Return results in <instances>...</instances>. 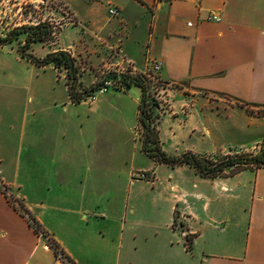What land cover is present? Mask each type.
<instances>
[{"label":"crops","instance_id":"crops-1","mask_svg":"<svg viewBox=\"0 0 264 264\" xmlns=\"http://www.w3.org/2000/svg\"><path fill=\"white\" fill-rule=\"evenodd\" d=\"M50 1L64 6L75 20L63 26L58 42L68 47L59 51L77 59L80 44L96 60L110 56L129 61L138 70L162 62L159 77L167 86L162 96L169 103L165 114H171L158 124L163 143L176 137L175 131L183 125L176 122L182 117L198 124L196 128L212 111L228 113V118L235 113L256 126L264 122V113L257 115L264 112V0ZM110 8L119 15L111 17ZM214 14L220 22L209 20ZM71 28L79 32L73 36L67 32ZM70 35L76 46H71ZM51 70L22 59L12 47L0 46V264H65L48 238L72 264H99L91 236L103 232L93 231L92 225L101 221L114 227L128 213L135 214L126 198H115L114 172L99 163V150L95 155L91 152L98 149L93 131L77 138L61 131L68 111L73 110L77 116L70 119L83 128L81 111L85 120L89 115L93 121L101 108L110 111L116 98L126 104L125 97L116 96L129 98L132 88L99 95L92 105L73 104L69 96L68 102L48 96L51 86L56 90ZM141 96L139 100L133 96L138 127ZM189 106L192 109L182 114ZM203 131L212 135L207 127ZM69 139L79 142L80 158L66 150ZM263 142L264 136L235 152L258 154ZM165 146L166 142L162 148L167 151ZM189 151L202 153L192 148L181 153ZM193 172L215 191L210 195L192 191L171 202L168 219L158 228V241L162 232L165 238L158 243V258L185 264H264V167L217 179ZM116 236L122 250L124 235Z\"/></svg>","mask_w":264,"mask_h":264},{"label":"rangeland","instance_id":"rangeland-1","mask_svg":"<svg viewBox=\"0 0 264 264\" xmlns=\"http://www.w3.org/2000/svg\"><path fill=\"white\" fill-rule=\"evenodd\" d=\"M28 13H32L33 17L31 20L28 19ZM70 16L64 6L50 0H0V35L5 36L15 28L37 27L41 24L50 25L54 31L52 42L48 44H35L30 51L35 56L43 58L50 51H59L62 48L68 47L65 46L66 43H61V46L58 42V37L66 23L75 21L74 19H70L72 18ZM25 19H27V22H25ZM67 32L74 36V33H78L79 31L78 29L71 28ZM73 36L70 35V38L72 39ZM25 37V35L21 36L19 41H15L9 46V49L12 47V49L17 51L20 43L24 42ZM72 40L71 46H76L77 43H75L74 38ZM77 46L80 49L81 55L78 56L79 58L76 59V62L81 68L79 79L83 87L89 88L103 81L106 87L104 92L95 93L94 96L87 98L84 103L92 105L102 97H98L99 95L110 92L107 95L112 96V94H119L122 91L128 90L113 77L115 74H128L130 69L127 68V64H123L118 59H112L110 56L103 57L102 61L97 59V61L96 58H92L90 54L81 49L80 44ZM88 47L90 48V46ZM50 66L53 69L51 70V84L56 86V90H53L51 86L49 95L48 93L46 94L52 98L56 97L61 101L65 100L68 102L69 95H67L66 91V83L68 81L67 71H59L52 65ZM48 76L50 78V74H46L45 77ZM143 77L147 79L146 83L152 96L160 103V120L164 116H171V114H165V112L168 113L169 111V103L165 101L162 93L167 89V86L162 83L159 73L152 77ZM46 80L48 79H44V81ZM131 88L129 98V95H115L118 98L125 97L126 104H121L122 100L116 98V103L113 104L110 111L106 110L103 112L101 108L97 117H93V121L89 115H87V119L85 120V113L81 111L82 116H80L79 120H83L84 118L82 122L84 124L83 128L80 127V124L76 120L70 119L72 115L77 116L72 113L73 110L71 113L67 112V123L61 125V131H65L69 138H72V136L77 138L79 133L81 135L85 133L84 135H86V133H91V130L93 131L92 133L97 137L98 149H92L91 152L95 155L97 150H99V163L109 166L112 172H114L115 198L120 196L126 198L128 208L135 211V214L132 212L128 213L126 219L120 225H115L114 227H108L105 222L101 221L92 225L93 231L98 232L97 230L100 229L103 232L102 235H96L97 237L91 236L95 240L93 243L96 245V254L100 256V262L98 263L114 264L116 259H119V264H185L182 261L167 262L158 258V243L161 244L165 240L164 232H162V236L158 241V228L164 226L166 223L173 200L180 197L185 199L192 191L205 192L210 195L213 194L215 189L210 186L209 182H205V184L204 182H199L201 180L195 176L194 170L190 167L183 166L171 169L167 166L155 164L154 161L143 154L141 150L143 129L137 125V105L134 102L135 99H133V96L138 100L140 99L141 90L135 86ZM104 97L106 98V95ZM119 103L121 107L126 108L121 109ZM189 108L192 109V106L183 108L182 114H186ZM80 109L82 110L83 108H78V110ZM115 112L117 115L112 117V115H115ZM219 112L221 111H212L208 114L207 120L200 124V128H196L198 124L192 121L187 122L185 117L177 120L176 123L183 122V125H179L180 127L175 131L176 137L165 140V148L167 149L165 152L180 156L188 153H181L186 148H192L202 153L189 151L191 153L218 158L227 155H238L239 157L250 159L251 156L256 155L251 151L243 153L235 151L245 149L244 145H248L257 139L262 141L264 122L259 121L256 126V124L251 123L252 119L237 118V114L235 113L234 118H228V113L223 112L219 115ZM263 113L260 111L257 115L263 116ZM202 126L203 128H209L212 135L206 134ZM165 131L166 133H171L168 126H166ZM164 143L161 140L163 147ZM93 144L95 146V142ZM65 145L66 150L70 151L71 154L73 153L74 156L81 157L83 152L79 148V142L76 145L75 141L69 139ZM252 146L246 148H252ZM260 147L261 152L264 149V142ZM226 151L232 152L224 154ZM104 158H106L105 161ZM238 171H240L239 167H233L227 171L226 175L230 177ZM128 173L130 174V181H128ZM170 174L171 176H169ZM107 229L111 230V236H108ZM113 231L118 236L120 234L124 235L125 241L122 250L118 247V237L116 235L112 236ZM61 257L63 259H60ZM64 257L60 255L58 259L67 264L66 256Z\"/></svg>","mask_w":264,"mask_h":264},{"label":"trees","instance_id":"trees-1","mask_svg":"<svg viewBox=\"0 0 264 264\" xmlns=\"http://www.w3.org/2000/svg\"><path fill=\"white\" fill-rule=\"evenodd\" d=\"M25 35L24 42L20 43L18 53L22 59L30 61L37 67L43 68L52 65L56 70L67 71V92L73 104H80L86 101L87 98L94 96L105 87L104 81L92 85L89 88H84L79 77L81 76V68L68 52L57 51L51 52L44 58H39L30 51L35 44H48L52 42L54 31L50 25H39L37 27H21L15 28L7 35H0V46H10L15 41H19L21 36ZM124 88L130 89L137 87L141 90L142 96L139 105V122L143 129L142 137V152L158 164H166L171 167L189 166L194 169L197 175L205 179L226 178L227 171L233 167H239L240 171L250 168L264 167V149L259 154L253 155L250 159L239 157L238 155H227L224 157H210L206 155H198L191 152L180 156L166 153L161 144V139L158 131V123L161 113L159 101L152 96L147 85V79L139 75L115 74L113 76ZM238 154V153H236ZM36 231L41 233V230L34 222ZM44 238H48L45 234ZM48 245L55 251L59 257L65 256V253L57 244L47 240ZM65 258V257H64ZM68 262H72L66 258Z\"/></svg>","mask_w":264,"mask_h":264},{"label":"built area","instance_id":"built-area-1","mask_svg":"<svg viewBox=\"0 0 264 264\" xmlns=\"http://www.w3.org/2000/svg\"><path fill=\"white\" fill-rule=\"evenodd\" d=\"M29 14V15H28ZM28 19L31 20L32 19V13H28ZM109 14L111 17H117L119 15V12L117 9L115 8H110L109 10ZM27 22V19H25ZM210 21H215V22H220L221 18L218 15H211L209 17ZM191 25V24H189ZM123 64H127V68L130 69L129 70V74L131 75H143V76H147V77H152L153 75H156L158 73H160L161 69H162V62L160 61H153L151 62L146 68L142 69V70H138L136 67H134V65L132 63H130L129 61H122ZM124 74V73H122ZM106 89V87H104L103 89H101L99 92H104ZM143 177H145L143 175ZM60 257V256H59ZM60 259H63L62 257Z\"/></svg>","mask_w":264,"mask_h":264}]
</instances>
